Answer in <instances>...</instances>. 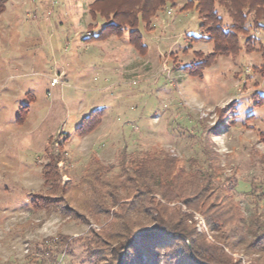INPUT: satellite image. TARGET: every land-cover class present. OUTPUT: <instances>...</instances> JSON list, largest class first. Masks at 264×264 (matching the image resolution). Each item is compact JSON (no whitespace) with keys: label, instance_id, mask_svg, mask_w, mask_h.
Segmentation results:
<instances>
[{"label":"clouds","instance_id":"clouds-1","mask_svg":"<svg viewBox=\"0 0 264 264\" xmlns=\"http://www.w3.org/2000/svg\"><path fill=\"white\" fill-rule=\"evenodd\" d=\"M175 5L0 0V264H264V0Z\"/></svg>","mask_w":264,"mask_h":264},{"label":"rangeland","instance_id":"rangeland-1","mask_svg":"<svg viewBox=\"0 0 264 264\" xmlns=\"http://www.w3.org/2000/svg\"><path fill=\"white\" fill-rule=\"evenodd\" d=\"M171 6L172 7H175L176 5H175V1H174V5H172L171 4ZM182 11H184V10H182ZM101 15V14H100ZM102 16V15H101ZM17 19H19V17H17ZM105 20H107L106 18H105ZM103 21V22H106V21ZM61 23H63V22H61ZM102 26V25H101ZM102 79V78H101ZM127 147V146H126ZM177 175H179V173H177ZM206 190V189H205ZM124 193H126V190H122V194H124ZM81 195H83L82 193H77V197H79V196H81ZM138 195H140V193L138 192V193H136L135 195H133L131 198H130V200H129V202H128V212H131V219L132 220H137V221H139V223L136 225V228H139V227H145V226H152L153 224H155L156 223V221H155V217L154 216H152L151 214H149V213H147L146 211H145V213L143 214V215H141L140 214V212L138 211V209L137 208H135V207H133L132 206V204H133V202L136 200V196H138ZM200 194H197V196H192V197H187V198H191V201L188 203V204H185L184 203V201H183V203L187 206V207H191L195 202H196V200H197V198H198V196H199ZM186 197V196H185ZM184 197V198H185ZM53 198H55V197H53ZM73 204H75V200H73ZM216 206V202H215V200H213L210 204H209V208H212V207H215ZM133 207V208H132ZM132 209V210H131ZM168 211L169 212H171L172 211V208H171V206L169 207V209H168ZM109 212H110V210H108V209H104V208H102L101 209V211L98 213L99 215H103V216H105V217H107L108 215H109ZM167 214V213H166ZM84 215V213H81V216H83ZM119 216H120V214H117L114 218H112V219H109V221H108V226L110 227V228H118L120 225H119ZM167 216V215H166ZM74 218H77L78 219V217H74ZM197 218L199 219V214H197ZM45 227L47 228L48 227V225H45ZM201 227H204V224H201ZM135 228V229H136ZM94 235L95 236H97V237H99L100 236V234L98 233V232H94ZM127 239H124V241H123V243L124 244H127ZM256 243V241L254 240L253 242H252V244H255ZM252 244H250L249 245V247H253L254 245H252ZM97 252H99L100 250L99 249H97L96 250ZM117 264H119V261H117Z\"/></svg>","mask_w":264,"mask_h":264},{"label":"trees","instance_id":"trees-1","mask_svg":"<svg viewBox=\"0 0 264 264\" xmlns=\"http://www.w3.org/2000/svg\"><path fill=\"white\" fill-rule=\"evenodd\" d=\"M174 1L175 0H169V3L170 4H172V5H174ZM197 7H198V5H197ZM186 8H187V6H186ZM186 8L185 9H182V10H186ZM101 15H103V13L101 12L100 13ZM106 22H107V20H105ZM105 22V23H106ZM127 179L129 180V181H133L134 179H135V177H133V176H129V177H127ZM109 195H111V192L109 193ZM187 197H192L191 195H186V197L184 198V203L185 204H188L190 201H191V198H187ZM133 208V207H132ZM132 210V209H131ZM131 212H129V217H130V219H131ZM165 215H167L166 213H165ZM132 220V219H131ZM155 225H156V223L155 224H153L152 226H148V227H155ZM145 227H147V226H145ZM142 228H144V227H139V228H136L135 229V231H137V232H139V231H141L142 230ZM257 239H259V237H257ZM252 245H255V244H252Z\"/></svg>","mask_w":264,"mask_h":264}]
</instances>
